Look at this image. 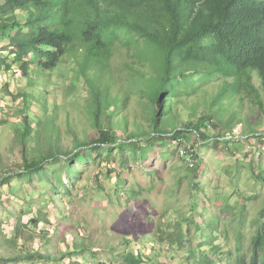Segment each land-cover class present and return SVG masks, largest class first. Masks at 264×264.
I'll return each mask as SVG.
<instances>
[{
    "label": "trees",
    "instance_id": "16d2710c",
    "mask_svg": "<svg viewBox=\"0 0 264 264\" xmlns=\"http://www.w3.org/2000/svg\"><path fill=\"white\" fill-rule=\"evenodd\" d=\"M116 48L129 52L132 59V64L129 65L131 70L141 77L147 76V83H144L147 87H141L139 93L141 96L148 95L152 103L150 114L152 131L146 134L141 129L138 139H135L134 133H126L123 139L118 138L114 129V119L117 116L116 112L111 110L114 100L108 95L111 91L108 83L109 80L116 78L114 76L110 78L107 73L110 69V58ZM4 52L7 54L4 55ZM66 56L70 57L75 67V75L69 80L70 95L67 93L63 97L66 103L72 102L74 106L76 101L80 105L77 101L80 99L78 92L83 88L89 94L88 98H85L83 117L84 123H88L91 130L85 125L82 127L83 139L78 136L76 125L72 124L74 117L67 115L65 118L68 132L75 136L72 151H63L59 145L58 124L55 120L57 113L51 115V109L46 105L47 101L42 98L43 94L44 97L49 96V90L56 89L57 81L52 78L51 73L59 67ZM139 63L148 66L149 70L133 67ZM8 71L18 72L27 80L26 86L22 88V97L28 112L37 107L38 112H32V116L40 119V116H50L51 119L45 123L49 130H44V127H40L41 124L33 128H36L40 138L41 133L46 136L48 144L44 154L29 160L26 156V140L32 129L30 123L32 117L28 113L24 114L26 126L21 133V145L25 153V164L23 168L9 176L2 175L0 185L10 183L12 177L30 182L36 176L40 180L48 181L51 190H57L58 193L62 190L70 198L73 196L76 180L82 175L74 161L78 163L77 160L85 156L87 164L89 161L101 163L104 160L111 163L117 157L124 167L127 165L126 160L118 155L125 156L126 150H129L131 151L129 160L131 162L138 160L142 163L154 151L157 143L164 142L168 136L175 141L186 137L185 129L201 131L202 126L205 127L208 122L213 124V130L216 131L218 141L213 145L217 150L230 151L228 145L231 142L238 143L239 137L233 135L234 127L231 122L228 120L225 124L223 119L222 122L220 120L215 122L214 118L221 116L222 111L227 113L233 99L241 103L242 110L246 97L255 102L258 106L257 111L264 116L261 98V93L264 92V0H0V74ZM216 72L225 75L224 81L207 75H214ZM40 75L44 80L40 79ZM73 78L75 80H72ZM204 78H207V81H204ZM254 79L258 86L255 85ZM45 82H49L53 87L42 86V91H39L37 89L39 84ZM216 82H220L218 87H215ZM119 84L117 82V86ZM26 89L29 92H26ZM228 89L233 90V96L228 95L230 93ZM196 90L205 92L201 97L202 101L208 102L204 107V113L197 121L178 122L180 114L176 108L182 105L189 109L193 104L191 93ZM117 91L120 100L123 96L119 88ZM128 98L129 96L125 98V105ZM199 104L200 102L196 104L194 114H197ZM251 120L257 119L254 116ZM125 124L127 125L126 122ZM166 126H173V129L166 132ZM180 126L183 128L178 129ZM172 132L174 133L171 136ZM227 134L230 135V139H226ZM244 135L246 137L242 138L248 140L245 132ZM259 137L264 141L262 136L256 139ZM143 145L151 147L150 150ZM82 150L85 151V156ZM237 153L239 151L235 150L231 155L236 156ZM139 163L135 166L140 168ZM259 168L257 171L253 166L252 176L264 190V166ZM200 170L201 166L196 170H186L185 176L189 180L187 172H190L198 179ZM63 171L65 175H62ZM111 172V168L107 169V178L115 171L112 174ZM50 173L58 178L55 185ZM225 173L230 178V184L238 181L239 167L232 172L228 165ZM115 174L116 182L112 189L116 192L119 187L124 189L128 182L119 171ZM67 176L70 178V185L65 182ZM100 181V176H97L93 180V188L98 193L108 195L110 189ZM243 186V184L241 187L236 186L237 189L233 192L236 195L234 203L239 200L242 206L238 214L240 227H243L246 218L244 204L252 200L256 192V189L245 188L243 191L246 193L242 194ZM188 187L189 191L191 190L188 197L190 210L182 208L193 214L181 225L178 223L171 225V228H178L184 233L174 235L168 233V228L162 230L158 241H154V238L147 240L152 249L145 255L139 250H134L133 242L130 240H127V247L124 249L114 246L106 250L102 245L87 241L77 242L74 238L72 250L60 256L61 258L37 252L22 254L18 258L58 263L66 257L68 262L65 264H81L72 257H86L88 252L95 260H100L99 257L103 254L109 257L108 262L97 261L95 264H166L160 259L161 251L158 247L162 246L164 251L169 252L164 248L167 246L169 249L172 247L179 251L185 249L189 253L185 256L188 261L184 264H264V199L254 219L256 232L251 240L249 253L243 251L241 243L243 234L239 230L237 235L240 242L236 248V257L233 259L232 252L225 251L223 254L227 259L224 262L214 261L204 251L209 248L220 250L222 244H216L214 247L211 241L206 240L198 246L192 245L188 224L193 219L197 228L202 230L204 228L216 234L218 226L214 227L210 221L211 231L205 227L206 222L202 220L207 216L217 218L212 213V206L215 205L222 206L219 216L222 214L221 210L233 212L235 207L232 198L216 194L214 198L204 199L201 203L207 206L208 210L203 213L193 196L194 191L199 195L197 189L201 185L189 182ZM172 190L174 193L179 192ZM200 190L203 194L202 187ZM130 192L133 193V190ZM51 198L54 197L51 195ZM73 202L74 200L71 202L72 207ZM212 221L215 223V219ZM32 222L38 223L40 220L33 219ZM218 232L216 235L220 234ZM167 233L166 239L164 236H167ZM82 237L87 238L84 235ZM193 248L203 249V252L194 253Z\"/></svg>",
    "mask_w": 264,
    "mask_h": 264
},
{
    "label": "rangeland",
    "instance_id": "374dc122",
    "mask_svg": "<svg viewBox=\"0 0 264 264\" xmlns=\"http://www.w3.org/2000/svg\"><path fill=\"white\" fill-rule=\"evenodd\" d=\"M3 54L5 55L7 52ZM131 62L132 59L128 51L116 48L114 55L110 58V69L107 73L110 78L114 76L120 83L117 86L115 79L109 80L108 87H111V91L108 95H111L112 100H114L111 107L117 116L114 119V129L117 137L121 139L125 138L126 133H134L135 139H138L141 129L146 134L152 131L150 126L152 103L148 95L143 94L141 96L139 93L141 87H147L144 84L147 83V76L141 77L134 70H131L129 68ZM133 67L139 70H149L148 66H143L140 63ZM51 74L52 78L57 81L56 89L49 90V96L44 97L43 94L42 98L47 101L46 105L51 109L50 114L57 113L55 120L58 124L59 145L63 151H72L74 150L73 140L75 136L68 132L65 118L67 115L74 117L72 124L76 125L78 136L83 139L82 127L85 125L91 130L90 125L84 123L83 117L85 115V98H88L89 94L85 88L79 91L78 98L80 99L77 101L80 102V105L75 101L74 106L72 102L66 103L63 98L65 94H69V80L75 75V67L69 56H66ZM207 75L215 79L219 78L221 81H224L225 78L221 72ZM40 79L44 80L41 75ZM204 81H207V78H204ZM79 82H77L78 86H80ZM254 83L258 86L255 79ZM26 84L27 80H24L18 72L8 71L0 74V177L2 175L9 176L13 172L19 171L25 164V153H23L21 145V133L26 126L23 120L24 114L28 113L32 117L30 120L32 129L29 131L26 140L27 158L29 160L37 158V156L44 154L47 149L46 136L41 133L40 138L36 128H33L41 124L40 127L49 130L45 127V123H48V119L51 118H49L50 116H40L41 120L37 116H32V112H38L37 107L32 108L29 112L25 108L22 88ZM39 85L37 88L39 91H42V86L53 87L49 82ZM218 85L220 82L215 83V87ZM118 88L121 90L124 99L118 100ZM228 90L230 91L228 95L233 96V90ZM26 92L29 90L26 89ZM204 93V91L197 90L191 93L193 104L189 109H185L182 105L176 108L180 114L178 122L197 121L199 116L204 113V107L208 103L201 99ZM127 96L129 98L125 105ZM261 98L264 104V92L261 93ZM56 100L58 102H55ZM198 102L200 104L197 107V114H194ZM240 108L241 103L237 99H233V103L227 108V113L222 111L221 116L214 118L215 122L217 120L222 122V119L225 124L228 120L231 122L232 127H234L233 134L239 138H237L238 143L231 142L228 147L231 153L235 150H238L239 153L232 156L230 151L217 150L215 145L214 148L212 144L205 146L200 150L201 170L198 179H195L190 172H187L189 173V180L187 179L185 166L178 157V146L171 139L157 143V147L142 163H139L138 160L131 162L129 160L131 151L126 150L125 156L118 155V157L126 160L127 165L124 167L119 163L117 157L111 163L104 160L101 163L89 161L87 164L85 151L82 150L85 157L77 160L78 163L74 161L82 175L79 180L77 179L78 181L76 180L72 192L73 196L70 198L62 190L59 193L57 190H51L48 181L40 180L36 176L30 182L12 177L10 183L0 185V264H65L68 262L66 257L58 263L41 259L26 261L22 257H18L22 254L37 252L42 255L61 258L60 256L72 250L74 238L77 242L87 241L95 245H102L106 250L114 246L124 249L127 247V240H130L133 242L132 248L145 255L152 249L147 240L154 238V241H158L162 230L168 228V233L174 235L184 233L178 228H171V225L173 223L181 225L193 214L187 212L190 210L188 197H190L191 190L189 191V182L200 184L203 188V194L200 190L201 187L197 189L199 195L195 191L193 193L203 213L208 210V207L201 202L204 199L214 198L216 194L231 197L235 207L231 213L221 210L222 214L219 216L222 206H212V213L217 218L207 216V219L202 220L206 222L205 227L208 229H211L210 221L214 227L217 225L219 232H215L216 234L217 232L220 233L219 235L212 234L210 230L204 228L203 230L197 228L192 219L188 224V233L193 241L192 245L198 246L206 240L211 241L214 247L216 244H222L220 250L209 248L204 252L210 255L214 261L224 262L227 258L223 252L229 251L232 252L234 259L236 248L240 242L237 234L241 230L243 251L249 253L250 243L256 232L254 219L260 209L261 201L264 199L262 185L256 182L252 176L253 166L257 171H259L260 166H264V141L260 137L256 139L258 136L264 137V116L257 111L258 106L249 97H246L242 110ZM254 116L257 120H251ZM139 125L141 126L140 129ZM166 128V132H169L173 126H166ZM244 132L249 137L248 140L242 138V136L246 137ZM227 133L229 132L227 131ZM143 147L148 150L151 148L148 145H143ZM105 152L106 150H104V154ZM138 163L140 168L135 166ZM228 165H230L232 172L236 167H239L238 181H234L233 184H230V178L225 173ZM109 168L112 169L111 174L115 172L107 178L106 171ZM117 171L128 183L124 188L125 190L119 187L116 193L112 186L116 182L115 173ZM62 175H65L64 171ZM51 176L55 185L58 178L53 174ZM97 176H100V182L110 189L108 195L98 193L93 188V180ZM65 182L70 185L69 176L65 177ZM242 184L244 185L242 194L246 193L243 191L245 188L256 189V192L253 194L252 200H248L244 204L246 218L243 227H240L238 214L242 210V206L239 200L234 203L236 195L233 192L237 189L236 186L241 187ZM177 187L180 189L178 190ZM170 188L179 192L174 193ZM130 190H133V193ZM51 195L54 198H51ZM73 200L74 207L71 206ZM192 202L194 203L195 200ZM33 219H39L40 222L33 223ZM214 219L215 223L212 221ZM168 233L167 236H164L166 239ZM83 235L87 238H83ZM158 248L161 251L160 259L166 264H184L188 261L185 256L189 253L184 248V251H179L176 248L164 247L170 253L164 251L162 246ZM194 248L192 249L194 253L203 252V249L196 248L194 250ZM14 257L16 259H10ZM108 258L106 254H103L100 255V260H95L88 252H86V257H72L73 260L81 264H95L97 261L108 262ZM118 261L120 262V259Z\"/></svg>",
    "mask_w": 264,
    "mask_h": 264
},
{
    "label": "clouds",
    "instance_id": "9594fccd",
    "mask_svg": "<svg viewBox=\"0 0 264 264\" xmlns=\"http://www.w3.org/2000/svg\"><path fill=\"white\" fill-rule=\"evenodd\" d=\"M3 73V72H2ZM213 124L211 122H208L206 126H202L201 131L199 129H185V134L184 136L186 137H181L173 141L174 143L177 144L178 146V157L182 161V163L185 166L186 170H196L198 167H200V150L204 148L207 145H213L218 141V138L216 137V131L213 130ZM211 127V129L209 128ZM183 128V126L178 127V129ZM196 132L197 138H196V151H195V162L193 166H190L186 159L182 156L181 154V146L184 140H190L194 138V133ZM174 132L171 133V136L173 135ZM167 136V134H165ZM234 135V134H233ZM235 136V135H234ZM237 137V136H236ZM239 137V136H238ZM226 139H230V135L227 134ZM164 141H169V136L167 140ZM214 147V145L212 146Z\"/></svg>",
    "mask_w": 264,
    "mask_h": 264
},
{
    "label": "built area",
    "instance_id": "2783aa9c",
    "mask_svg": "<svg viewBox=\"0 0 264 264\" xmlns=\"http://www.w3.org/2000/svg\"><path fill=\"white\" fill-rule=\"evenodd\" d=\"M211 129V127H209ZM196 132L194 133V138L190 140H184L181 146V154L186 159L190 166L194 165L195 162V151H196Z\"/></svg>",
    "mask_w": 264,
    "mask_h": 264
}]
</instances>
